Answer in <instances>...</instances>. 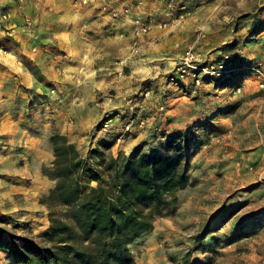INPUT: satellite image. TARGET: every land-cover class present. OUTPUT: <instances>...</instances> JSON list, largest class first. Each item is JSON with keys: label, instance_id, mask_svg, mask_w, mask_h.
I'll use <instances>...</instances> for the list:
<instances>
[{"label": "rangeland", "instance_id": "1", "mask_svg": "<svg viewBox=\"0 0 264 264\" xmlns=\"http://www.w3.org/2000/svg\"><path fill=\"white\" fill-rule=\"evenodd\" d=\"M118 1L107 0L104 9L97 0H0V38L11 37L16 29L24 33L31 42L28 52L43 57L58 75L49 91L54 100L50 111L70 127L76 140H66L80 158L98 162V152L106 157L178 153L187 186L155 218L148 237L129 246L136 264H264V97L245 70L204 80L199 87L184 86L174 73L184 48L197 35L199 46L201 40L221 34L218 25H229L231 38L208 53L194 49L199 57L214 65L239 57L243 65L264 66V60L246 52L248 39L264 30V18L261 27L237 24L251 14L264 17V0H162L170 9L162 11L169 24L181 13L178 8L186 7L187 16L176 26L179 33L196 16L189 38L176 40L184 48L171 59L133 53L134 43L139 45L133 20L142 16H133L131 9L125 12L129 6ZM2 48V55L13 54ZM176 96L182 99L176 102ZM92 107L97 118L90 114ZM176 107L184 109L181 119L171 114ZM117 115L119 124L112 122ZM27 139L18 135L13 141L0 140V181L10 174L28 184L21 173L55 181L54 143L49 139L39 146ZM27 146L34 154L40 149L34 163ZM61 169L65 175L67 166ZM64 178L66 183L77 181V173ZM2 184L4 191L10 189ZM55 186L56 181L47 194L31 200L19 194L8 200L9 192L0 195V228L7 232L0 264L16 262L14 253L23 244L12 238L50 247L53 241L45 236L49 218L72 224L70 209L54 194ZM208 247L211 251L205 252Z\"/></svg>", "mask_w": 264, "mask_h": 264}, {"label": "trees", "instance_id": "2", "mask_svg": "<svg viewBox=\"0 0 264 264\" xmlns=\"http://www.w3.org/2000/svg\"><path fill=\"white\" fill-rule=\"evenodd\" d=\"M50 141L56 161L54 194L70 209L72 224L49 218L45 236L53 241L50 247L12 238L23 244L14 253L15 264H136L129 246L152 229L155 218L187 186L178 153L106 157L98 152L99 161L93 162L80 158L65 137ZM62 165L67 166L65 175ZM72 172L77 181L66 183L64 176ZM6 234L0 228V242Z\"/></svg>", "mask_w": 264, "mask_h": 264}, {"label": "crops", "instance_id": "3", "mask_svg": "<svg viewBox=\"0 0 264 264\" xmlns=\"http://www.w3.org/2000/svg\"><path fill=\"white\" fill-rule=\"evenodd\" d=\"M121 1L122 2L118 1L116 4L129 6V9L135 11L133 16H142V21H148L146 19H149L150 24L153 26L147 35H143L137 39L140 45V51L137 52V54H141L142 56L146 55V59L148 57L155 59H171L174 54L177 56L178 53H181L184 47L180 50L178 47L180 43L178 44L176 40L180 39L178 41L183 42L189 38V29L195 25L191 19H195L196 16L188 19L187 23L184 25L186 27L179 33V29H176L178 24L174 25L169 24V22L167 23L169 20L164 16L170 9L167 8L166 5H162V0ZM141 11L144 13H141ZM162 11H165L164 15ZM263 18L264 17H259V14H251L249 20L245 17L239 20L237 19V24L242 26L246 23L249 25L254 22L255 26L261 27L260 19ZM160 25L164 26L160 28ZM214 25H217V23ZM216 28L220 30L221 34L201 40L199 46H194L196 52L204 51L208 53L216 43L223 44L225 41L228 42V39L231 38L229 34L231 32V27L229 25L224 27L218 25ZM172 32H174L173 35ZM11 35V37H6L4 39L0 38V47H3L2 49H9L13 53L6 52L4 55L0 53V69L2 70L0 71V107H3L0 112V140L12 138L11 141H13L15 137L17 139L18 135H20L24 139L29 138L26 142L34 141L35 145L39 144V146H41L54 136H62L74 142L76 139L71 134L72 131L70 127L61 121L60 114L57 113V115H55L56 113L50 111L54 100L53 96L49 94V91L56 86L54 80L58 75L51 70V67L47 66L48 62L44 61L45 59H43V57L37 58L35 55L28 52L31 47V42L24 33L16 29V32ZM248 40L249 43L246 47L247 54L253 59L264 60V30L257 32ZM145 41L147 42L143 43ZM17 54L21 55V57H17ZM58 81L65 82V78L59 77ZM124 85L126 87L130 86L127 82H124ZM61 86L62 85H58L57 87L60 88ZM117 90L120 91L121 88L119 87ZM175 99L174 101L177 102L182 99V97L176 96ZM92 109L90 112L91 116L97 118V114L94 109L93 111ZM173 109L174 111L172 110L171 114L175 116L176 119H181V117L184 116V114H182L184 109L181 110L178 109V107ZM120 120L121 117L117 115L112 122L117 121V124H119L118 122H120ZM173 123L177 122L173 121ZM29 128L32 129V134L27 130ZM26 149L29 150V152L31 151V154L34 155L32 156V162L34 163V160L36 161L38 159L37 155L40 149L37 148L38 153L35 154L32 148L27 146ZM23 169L26 170L25 167H23ZM21 175L26 180H30V182L27 184L23 179L15 181L10 174L3 178V182L10 187L7 191H4L3 182L0 181V195L2 197L6 195V192H9L10 195L8 200L13 199V194L24 195L25 198H30L29 200H31L32 197L47 194L54 188L55 181L43 174L31 176L30 173H21ZM31 187L33 188L32 190L29 189ZM18 212L19 208L17 207L14 213ZM14 213L12 212V214ZM221 230L222 229H219V232ZM148 235L149 232L143 233L137 238V242L139 243L145 240ZM3 243H6L4 238L3 241L0 242V247ZM206 251L210 252L211 248L208 247Z\"/></svg>", "mask_w": 264, "mask_h": 264}, {"label": "built area", "instance_id": "4", "mask_svg": "<svg viewBox=\"0 0 264 264\" xmlns=\"http://www.w3.org/2000/svg\"><path fill=\"white\" fill-rule=\"evenodd\" d=\"M106 1L107 0H97V2L101 3L104 9L106 7ZM169 6L175 7V4L170 3ZM127 9L129 10V8L126 7L125 12L128 11ZM178 10L181 13L171 19V24L175 25L180 23L181 20H183L188 14L184 5L179 7ZM26 22L30 25L29 20H26ZM133 24L134 28L132 30V34L134 39L140 38L152 29L150 23H145L140 19H134ZM199 40L200 36L197 35L193 43L184 49L180 59L174 67L176 79H178L181 83H184V86H188V84H190L194 87H199L204 80L217 79L220 77H222L221 79H224L229 77L231 73L236 70H245L248 74H250V79L254 82L256 89L264 97V66L262 64L254 63L243 65V62L239 57L235 58V60L233 58L230 59V61H224V64H209L206 60L199 57L200 55L194 51V46L199 43ZM134 45L135 47L133 48V53L137 54V52L140 51V45H137V43H134Z\"/></svg>", "mask_w": 264, "mask_h": 264}]
</instances>
